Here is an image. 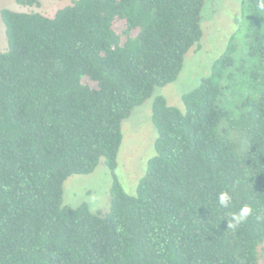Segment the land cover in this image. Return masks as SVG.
Listing matches in <instances>:
<instances>
[{
  "label": "trees",
  "instance_id": "trees-1",
  "mask_svg": "<svg viewBox=\"0 0 264 264\" xmlns=\"http://www.w3.org/2000/svg\"><path fill=\"white\" fill-rule=\"evenodd\" d=\"M68 1L53 17L0 10V264H259L264 24L245 34L247 92L232 88V37L182 96L184 111L155 97V155L128 195L115 176L122 122L177 79L207 0ZM101 159L113 176L108 212L63 206L65 180ZM245 204L252 215L230 228Z\"/></svg>",
  "mask_w": 264,
  "mask_h": 264
},
{
  "label": "rangeland",
  "instance_id": "rangeland-1",
  "mask_svg": "<svg viewBox=\"0 0 264 264\" xmlns=\"http://www.w3.org/2000/svg\"><path fill=\"white\" fill-rule=\"evenodd\" d=\"M39 6L23 7L14 0H0V10L8 8L16 12H37L53 17L67 5L68 0H39ZM264 24V5L248 6L244 0H207L202 10V38L198 45L185 55L183 67L177 79L164 87L155 88L151 98L136 107L121 125L123 139L117 155L115 176L128 195H135L140 179L145 175L148 161L155 155L157 129L152 122V105L157 96H163L167 104L184 111L182 96L195 89L202 78L210 73L212 63L226 51L234 37L236 73L233 90L248 91L246 72L251 61L247 58L245 34ZM199 46V47H198ZM197 47L199 50L197 51ZM7 48L5 27L0 18V52ZM112 173L101 159L90 175L67 178L63 184V206L72 208L86 203L92 212L107 213ZM259 264H264V245L259 248Z\"/></svg>",
  "mask_w": 264,
  "mask_h": 264
},
{
  "label": "clouds",
  "instance_id": "clouds-1",
  "mask_svg": "<svg viewBox=\"0 0 264 264\" xmlns=\"http://www.w3.org/2000/svg\"><path fill=\"white\" fill-rule=\"evenodd\" d=\"M217 201L219 206L222 208L227 209L229 205L231 204L232 197L228 192H220L217 196ZM253 209L251 206L245 204L242 205L238 211L233 212L231 214V218L229 221V227L232 229L239 228L240 225H242L244 222L247 221V219L252 215ZM259 218V217H258Z\"/></svg>",
  "mask_w": 264,
  "mask_h": 264
}]
</instances>
